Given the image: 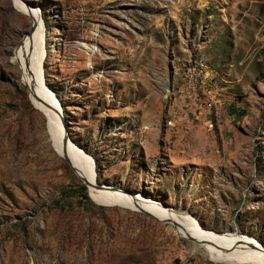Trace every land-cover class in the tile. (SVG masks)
<instances>
[{
    "label": "rangeland",
    "instance_id": "374dc122",
    "mask_svg": "<svg viewBox=\"0 0 264 264\" xmlns=\"http://www.w3.org/2000/svg\"><path fill=\"white\" fill-rule=\"evenodd\" d=\"M22 2L40 17L43 88L95 183L264 248V0ZM31 21L0 0V264H221L155 215L81 196L13 61ZM187 69L182 99L218 94L213 132L170 118L186 108L164 91L177 99Z\"/></svg>",
    "mask_w": 264,
    "mask_h": 264
},
{
    "label": "bare ground",
    "instance_id": "6f19581e",
    "mask_svg": "<svg viewBox=\"0 0 264 264\" xmlns=\"http://www.w3.org/2000/svg\"><path fill=\"white\" fill-rule=\"evenodd\" d=\"M15 6L23 13L29 14L33 18L35 28L23 39L13 55V61L20 65L22 78L30 85V98L35 108L46 115L48 120V133L52 139V146L59 154L70 163L77 176L95 185L93 180V162L84 155L74 145L66 144V152L62 151L63 128L59 118V104L54 103V99L44 88L41 81V49H40V29L37 27L39 21L34 9H27L18 0H12ZM40 24V23H39ZM38 24V25H39ZM31 34V35H30ZM27 39V40H26ZM26 40V41H25ZM34 43L36 47H34ZM28 86V85H27ZM42 86V87H41ZM74 172V173H75ZM92 200L97 204L120 205L138 211H145L161 221H166L172 228L181 230L180 235L192 237L200 243L207 251L208 257L214 262L221 264H264V252L258 248L261 246L256 240L250 237L241 236L234 233H224L215 235L201 230L196 220L185 214H177L173 211L164 210L158 203L151 202L139 196L120 194V190L110 187L97 189L88 187ZM124 195V196H122ZM262 247V246H261Z\"/></svg>",
    "mask_w": 264,
    "mask_h": 264
},
{
    "label": "built area",
    "instance_id": "2783aa9c",
    "mask_svg": "<svg viewBox=\"0 0 264 264\" xmlns=\"http://www.w3.org/2000/svg\"><path fill=\"white\" fill-rule=\"evenodd\" d=\"M203 67V65H200ZM192 71H194V69H192L190 71V69H187L184 78L186 79L185 82V86H184V90L182 92L187 91L186 88L187 86L191 85L193 82L196 81V74L193 73ZM192 72V73H190ZM204 75H208L207 72H205ZM204 81L200 80V84H204ZM188 84V85H187ZM206 84V83H205ZM181 92V94H182ZM180 94V95H181ZM182 94V95H184ZM200 94H201V99L197 100L198 103H196V97L192 95L188 96V100H192V102L195 103L196 107L194 108L193 105H183L186 109L184 110L183 113H178L175 109L172 110V114L170 116V118H183V119H190L192 120H196V121H202L205 124V127L208 131L213 132L215 131L216 128H219L220 126V116H219V104H220V100L218 99V94L215 90H209L206 89V87H203V89L200 90ZM175 93H173L171 91V89L167 88L164 91V95L163 98L166 99L167 101L170 102V108L174 106L176 107V100L180 99L179 96L177 97V99L174 97ZM181 95V96H182ZM167 120L165 122L166 128L167 129H172L174 128V121L173 120Z\"/></svg>",
    "mask_w": 264,
    "mask_h": 264
},
{
    "label": "water",
    "instance_id": "95a60500",
    "mask_svg": "<svg viewBox=\"0 0 264 264\" xmlns=\"http://www.w3.org/2000/svg\"><path fill=\"white\" fill-rule=\"evenodd\" d=\"M19 2H21L22 4H23V2H22V0H18ZM24 6L27 8V9H29V10H31V9H33L31 6H29V5H27V4H24ZM40 18V17H39ZM31 19V18H30ZM41 20V19H40ZM32 22V21H31ZM34 28H35V24L34 23H32V27H31V29H30V32L29 33H31L33 30H34ZM57 101V100H56ZM57 104H58V102H57ZM58 112H59V117H60V115H61V112H60V110H58ZM63 134H64V136H63V141H62V151H63V153H65L66 152V144L69 142V138H68V136H67V134H66V132L63 130ZM65 161H66V163L70 166V163H69V161L67 160V159H65ZM71 167V166H70ZM71 169L73 170V171H75L72 167H71ZM81 180H82V182H83V184L85 185V187H90V186H92V187H95V188H97V189H101V188H104L105 186L104 185H101V184H95V185H93L92 183H89L87 180H85V179H83V178H81ZM132 196H134V194H132ZM141 212H143V213H146V214H148V215H150L149 213H147V212H145V211H143V210H141ZM151 217H153L152 215H150ZM188 239H190L191 241H194V242H196V243H202V242H198L196 239H194V238H192V237H187ZM201 245V244H200ZM262 246V245H261ZM261 246H259V247H256L255 245H250V247L251 248H258L259 250H261L262 252H264V248H263V246L261 247Z\"/></svg>",
    "mask_w": 264,
    "mask_h": 264
},
{
    "label": "trees",
    "instance_id": "16d2710c",
    "mask_svg": "<svg viewBox=\"0 0 264 264\" xmlns=\"http://www.w3.org/2000/svg\"><path fill=\"white\" fill-rule=\"evenodd\" d=\"M232 112H233L235 115L242 116V113L239 112V111L236 110V109H235V110L232 109ZM79 193L81 194V196H82L86 201H88V203H89L90 205H92V203L90 202L89 197H88V195H87V188L85 187V185H80V186H79Z\"/></svg>",
    "mask_w": 264,
    "mask_h": 264
},
{
    "label": "crops",
    "instance_id": "0c3cea01",
    "mask_svg": "<svg viewBox=\"0 0 264 264\" xmlns=\"http://www.w3.org/2000/svg\"><path fill=\"white\" fill-rule=\"evenodd\" d=\"M177 90H178V92H182V91L184 90V88H178ZM182 94H184V92H183ZM182 94H181V95H182ZM181 95H180V96L178 95L179 98H181V99H177V100H176V104H179V105H182V106H183V105H188V104L190 105V104H191V105L194 106V108L196 107L195 103L192 102V100L189 99V100L185 101L184 99H182L183 95H182V96H181ZM188 96H189V95H188Z\"/></svg>",
    "mask_w": 264,
    "mask_h": 264
}]
</instances>
